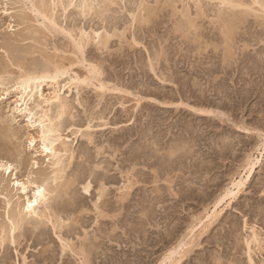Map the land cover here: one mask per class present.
Instances as JSON below:
<instances>
[{
	"label": "rangeland",
	"instance_id": "1",
	"mask_svg": "<svg viewBox=\"0 0 264 264\" xmlns=\"http://www.w3.org/2000/svg\"><path fill=\"white\" fill-rule=\"evenodd\" d=\"M48 1L50 2L51 5H53V0H48ZM64 1H67V0H64ZM119 1H120L119 5H118L117 0H116V3H108L109 9L107 7V12L105 10L104 14H106V13H107V15L110 14L109 16L104 15V14L103 15L100 14L101 16H99V12L95 10V12L93 11L95 13V15H93L94 14L93 13L91 15H88L87 18H84V17H81V15L79 14V8H76V6L75 7L74 6L69 7L68 8L69 11H67L66 13H64L61 6L58 7L59 9L58 8L56 9V11H57L56 12V18L58 19V22L61 21L60 24H62L63 26H66L67 24L69 26V23L74 21L73 26L76 25L78 22L79 27H86V28L88 27L87 28L88 31H91L92 33L94 31H97L100 28V30H98V31L99 32L104 31L101 34L104 37H106V36L108 37V43H107L108 45H106L107 47L106 46H102V47L99 46L96 43L97 41L90 43L92 45H88V47H86V50H85V55H84L86 57L85 62H79L78 59L81 56V54H78V53L72 54V50H70L71 47L69 45L68 37L66 38L65 34L60 33L59 30L57 31L59 33H57L56 31L48 30L50 28L47 29V25L44 26L45 24L43 25L42 23H40V21L42 22V19L37 20L36 19L37 18L36 13L32 12L31 9L27 8V6H31L30 0L29 1L28 0H0V64L5 65V66L0 65V67H2V70L1 69L0 70L1 71L6 70L7 67H9V65H6V64H10L9 70L16 69V72H18V71L20 72L21 68H18L19 64H21L22 66L21 65L20 66L23 67L22 69H24V67L27 66L26 64H29L31 62L29 64V66H31V64L34 61L33 64L34 65L37 64V65L33 66V64H32L31 67H35L34 69H37L39 66H40V68L41 67L44 68L43 65L45 67H47V66H50V62L51 63L56 62L57 65H60L63 67L67 66L66 68H69L71 71L72 70L75 72L77 71V73L79 72L78 74L81 77H85L84 74H86V75L88 74V71L86 69L87 67L89 68L90 65L91 66H95L98 64L100 65V66L98 65L97 67L95 66L96 71L98 70L97 71L98 76L101 73V75L99 77L100 78L102 77V79L107 80V81H105L106 83L104 82V80H102L105 83V85L109 88H112V87L115 88L116 87V89H108V88L107 89H101V88L95 86V84H86V85H88V86H86L85 83L84 84L81 83V84L76 86L75 83H72V84L68 83L66 88H64V90H63V92H67V93H65V95L67 97H69V95H70V97L68 99L70 100V102L72 101L74 109H73L72 103H70V108H72V109L70 111L69 110L70 108H69L66 112L67 115H64V118H65V116H67L65 119V123H64L65 128L63 127L65 130H63V128H62L61 133H63L62 135L65 137L68 136L70 141L73 140L72 146H73V149L75 150V152H74V156H73L74 158H72L73 161L71 160L73 165L71 163H69V161H68L69 158L66 157V159H67L66 164L68 165V167L66 168V171L64 172L65 178L63 176L62 180L59 179V180H61L59 182L60 183L65 182L64 180H67V178H66L67 176L69 177L70 180H71V178H73V180H74V177H75V179H78L81 176H83V177L87 176L88 177V174H89L88 180L93 182L90 193H87L88 195L83 193V187L86 183L85 181L80 182L78 180L79 183L78 184L76 183L75 184L76 186L74 185L73 189L79 190V191L78 190L76 191L77 193H79L82 190V192L79 193V196H81L80 199L83 197L82 198L83 200L82 199L81 200L84 201V202H82V204L84 203V206H83L84 208L81 207V210H79V212L81 214L77 212L76 213L77 217H76V215H74L76 223L78 222L77 218L80 219V217H78V216H80V215L84 216L85 214L86 215H85V218H83V219L81 218L82 221H81V219L79 220L80 221L79 223L80 224L82 223V226L79 225L78 223L76 226L75 221L74 220H73L74 222L71 221L73 223V225L76 226V228L80 226V228H78L80 238L78 239L75 235V237H74L75 240L73 239V242L78 243L79 240H81V237H83L82 235L87 234L86 236L89 237L88 239L90 241L92 240V241L96 242L99 240L98 242L100 243V247L102 249L105 250V249L109 248V250L111 249V251H114L111 253V251H109L107 249L108 253L106 252L107 250L106 251L103 250L104 251L103 252L102 249L99 247L97 258L99 257L100 259L92 258L93 262H92V260H91V262L93 264H99V263L102 264L103 261L105 262L103 264H106V262H107V264H158L160 262V259L162 258V256L164 257L165 251H166L165 253L167 254L170 251V248L176 246V244H178L181 241L182 237H184L189 232V229L191 228V226L194 223H197L198 220L201 219V217L205 218L207 212L212 208L214 201H216V199L222 195V193L224 192V190L226 188L232 186L231 181L235 180L236 178L239 179L241 175L245 174L244 173L245 172L244 166H245V163L247 160L246 156L247 155L249 156L251 154H254L255 156L259 155V152L256 151L255 147L260 142V138L258 137L259 133L264 132V42H263L264 41V25H263L264 24V17L261 15L254 14L255 12L252 10H251L252 13H250V9H248L247 7L254 6L253 8H256L257 4L251 5V2H253V0H248V1L244 0V2L247 1V4H249L248 2L251 1L249 4L251 6H245V7L237 8L240 11L235 9V11L237 10V12H239V14H240L241 10H244L245 8H247L246 9L247 14L243 13V14H245L243 17L247 18V20L246 19L243 20L244 25L242 22H238L239 24L236 23L238 26L234 24L233 27H237L238 29L235 28L236 29L235 31L237 33L234 32V30L233 31L231 30L232 33L230 35L231 36L230 39H233L234 42L236 41V43H232V41L230 39L228 40L226 38V34L223 35V32L225 31V33H226V30H228V29H223V31L221 30L222 28H224L225 22L220 17V13L222 12L223 8H225L224 10H227L228 6L225 7V5L218 4V3H220V2H218L219 0L218 1L213 0L214 2L211 0H209V1H207V0H196V1L185 0V2H184V0H182L183 3L181 0H171V1H169V0H158L159 2H157V0H147L148 2L145 0H143V1H141V0H133V1L132 0H124V1L119 0ZM164 1H166V2L164 3ZM198 1H201V2H198ZM140 2L142 3V6H141ZM170 2L172 5L170 4ZM215 2L217 3V5ZM102 3L103 2L98 4L97 9H98V7L101 8L100 6H104V3L103 4ZM137 3L139 4L140 7L138 5H136ZM211 3H213V4H211ZM113 4H115V5H113ZM144 4L146 5V8L148 6V8L152 9V11H154V13H156V14L153 15L154 17H152V15H151V17L149 18L150 20H147V21H143L141 18L138 19V15H137V18L135 19L134 15H136L138 12H140V13H138L139 17H140V14H141L140 10L143 6L145 7ZM158 5H160L159 8H158ZM202 5H203V7L205 6L206 10H203L204 8L202 7ZM126 6H127V8H126ZM175 6L179 7L180 10ZM185 6H187V8ZM221 6H224V7L221 8ZM24 7H26V9ZM120 7L124 8V9H121ZM137 7H138V9H137ZM189 7H190V9H188ZM216 7H217V9H216ZM218 7H220L221 9H219ZM23 8L25 9V11L23 10ZM110 8H112L113 11L112 10L110 11ZM133 8H134V10H136V11H134V14L132 11ZM156 8H157V10H156ZM200 8L204 12L202 10L199 11ZM208 8H210V9H208ZM258 8H260L259 5H258ZM213 9L216 12H214ZM58 10H61V12L60 11L58 12ZM173 10H175L176 12ZM189 10H190V12H189ZM220 10H221V12H220ZM22 11H24L25 13H23ZM72 11H74V13H76V11L78 12L77 14L74 15V18L78 19L77 22L75 19H73V15H72L73 12ZM128 11H130V12H128ZM177 11H180V13L181 12L187 13V11H188L189 14L187 13L184 15V13H183L184 16H182L181 15L182 13L181 14L177 13ZM227 11H229V10H227ZM68 12H71L72 14L70 13L71 14L70 15ZM144 12L146 14V11H144ZM206 12H208L207 13L208 17H207ZM217 12L219 13V15ZM27 13H29L31 16ZM33 13H35V15ZM58 13L61 14V16H59ZM174 13H176V14H174ZM190 13L192 15H190ZM203 13L206 15V16L204 15L205 17L203 16ZM143 14L144 13L142 12V15ZM152 14H153V12H152ZM173 14L176 16H174ZM197 14H199V15H197ZM241 14H242V12H241ZM250 14L252 16H250ZM24 15H25V17H27V15H28V16H30V18H33V19L26 21V20H24V18H25ZM67 15L70 17L67 18ZM78 15H79V17H78ZM96 15L99 18H97ZM186 15H187V17H185ZM217 15H218V17L221 18V19L219 18L220 20L219 19L217 20V18H218ZM131 16L133 17L132 19H131ZM180 16H181V21L179 24V20H177V19H180ZM258 16H260L262 18H260ZM63 17L65 18V20L63 19ZM89 17H90V19H89ZM101 17H102V20H101ZM190 17L193 21V22L191 21L192 24H194V27H191L190 30H194V32L191 31L192 32L191 33L189 30L188 32H190V33L187 34V32H185V31H187L188 29H186L185 31L184 30H178L177 27L181 28L183 26V24H187V22L189 21L188 18H190ZM211 17H213V19ZM91 18H93L94 20L93 19L91 20ZM186 18H187V20H186ZM27 19H28V17H27ZM71 19H72V21H71ZM80 19L81 20L83 19L82 22L79 21ZM194 19H195V21H194ZM69 20H70V22H69ZM135 20H137L136 23H135ZM139 20H140V24L138 22ZM177 21H178L177 24H179V25L175 24ZM245 21H247V22H245ZM260 21H261V23H260ZM65 22L67 24H65ZM144 22L146 23V25ZM262 22H263V24H262ZM196 23H197L198 27H197V25H195ZM220 23H222V25ZM240 23H241V25H240ZM256 23L258 26L256 25ZM259 23L262 25H260ZM33 25H35V27H33V28H37V31H36V29H31L32 28L31 26H33ZM239 25H240L241 29L239 28ZM78 26L73 28L74 31L76 30L77 33L79 32ZM103 26H104V28H103ZM185 26L186 25H184L183 27H185ZM45 27H46V29H45ZM91 27H94V28H91ZM195 27H196V29H194ZM106 28H107V30H106ZM173 28H175V29H173ZM197 28H199V29H197ZM38 29L41 33L38 31ZM43 29L46 30V32L43 31ZM108 30H111V31L108 32ZM113 30L116 33V35L114 37L111 36L112 34L113 35L115 34ZM197 30H198V32H197ZM49 31L53 32L56 36L54 37L53 33L52 34L48 33L50 36L48 34H46ZM179 31H180L181 35H180V33H178ZM35 32H39V34L35 33ZM107 32L109 34H107ZM42 33H45L46 35L42 34ZM104 33H106V36ZM183 34H184V36H182ZM33 35H34V39L32 38ZM233 36H236L237 37V38L235 37L236 39H238L240 37L241 38L239 40H236ZM36 38L38 40H36ZM134 39H136V41H134ZM224 40L227 42V44ZM66 42H68V44ZM8 43H9V45H7ZM93 43H94V45H93ZM229 43H230L231 47H230ZM3 44H4V46H3ZM56 44H58L57 46L60 45L59 49H57L58 47L56 46ZM246 44L248 45V47ZM65 45H66V48H65ZM225 45H229V46L225 48ZM232 45H233V47H232ZM7 46L10 49H11V47L15 46L17 51L21 53L20 54V53H17V51H14V50H16L15 47L12 48L13 50L11 49V51H14V52H12L14 54H12V53L11 54H12V57L14 58L13 61L15 62V64L12 62V60L10 58L11 55L9 54V52H11V51L6 53L7 52L6 48L8 50ZM61 46H63L62 49L60 48ZM3 47H5V48H3ZM18 47H20V48L22 47V49H20ZM67 47H68V49H67ZM32 48L34 49V53L30 54L27 50L32 51ZM54 48H55V50H54ZM99 48H100V50H99ZM232 48H234V49H232ZM56 49H57V51H56ZM226 49L229 51H226ZM22 50H24V51L26 50L25 52H27V53H25V52L22 53ZM66 50H67V52H66ZM230 50L232 53H230ZM63 51H64V53H63ZM259 51H260L261 55L259 54ZM233 52H236V53H233ZM243 52H244V54H243ZM18 54H19V56H18ZM23 54H24V56L26 55L27 58L24 57ZM232 54H234V55H232ZM245 54H247V56ZM8 55H9L11 62L8 58ZM14 55H15V57H14ZM243 55L246 56L245 60H244ZM17 57L18 58L20 57L21 59L19 60ZM46 57L48 59H50L51 61H49L48 59H45ZM87 57L89 58V61L91 60L90 62L95 61L98 64L97 63L91 64L88 61ZM237 57H238V59H236ZM241 57L243 58V60L241 59ZM252 57H254V58H252ZM261 57H262V59H261ZM25 58H26V60H28V59L29 60L27 62H25L26 61ZM67 58L71 61H69ZM80 58H82V56ZM90 58H92V59H90ZM251 58L254 59V61L250 60ZM17 59L21 63L16 62ZM65 59H67V60H65ZM75 59H76V62L74 64V63H72V62H74L72 60H75ZM22 60H24V61L22 62ZM46 60H48L49 62H47ZM92 60H94V61H92ZM43 61H45V62H43ZM150 61L152 63H150ZM222 61H224V62L222 63ZM24 62L26 64H22ZM35 62H36V64H35ZM63 62L66 63L65 66H64ZM12 63L14 65H11ZM16 63L18 66V67L16 66L17 68L15 67ZM59 63H61V64H59ZM70 63L72 66L71 65L68 66ZM80 63H82V64H80ZM100 63H102V64H100ZM151 64H153V66H151ZM29 66H27V67H29ZM4 67H5V69H4ZM153 67L156 68L155 74H154V68ZM40 68H38V69H40ZM151 68H153V71L151 70ZM25 69H27V68H25ZM29 69H30V67H29ZM31 70H33V69H31ZM13 71H15V70H13ZM71 71H70V73H73V71L72 72ZM11 72L12 71H9V72H6L7 74H4L5 76L9 75L8 79H9V77H10V79L9 80L6 79L7 84H8L7 81L11 80L9 82V84L6 85V83H5V85L4 84H2V86L0 85V113H1L0 115L4 116V118L1 119V121H0V146L5 144L7 147L12 149L13 151L6 147L7 150L9 149L8 150L9 152L11 151L10 154L5 153V151L8 152L7 150H5L4 152L1 151L0 153H3L5 155L8 154V155L4 156L3 154H0V158H1V155H3L4 159L6 158V160L10 159V161H14L16 163V165H18V168H19L18 172H19L20 178L21 177L23 178L24 175L28 174L30 171H32V172L34 171L35 174L37 173V171L38 172H43V171L47 172L48 171V173H49V172H51L52 168H50L49 164H47L48 158L46 157V155L40 153L42 144L40 142L41 141L40 138H38L39 137V134H38L39 131L37 130V128L36 129H34L33 127L29 128V125L26 123L27 121L24 120L25 117L22 115H19L18 113L14 114V112L12 111V107H13L12 105H14V104H12L13 100L16 98V94H18L19 91L18 90L15 91V86H11V85L12 84L14 85L15 82L13 80L21 72L20 73L18 72L17 74L15 72H12V73H15L17 75L16 77H14L15 75L10 74ZM157 72L160 75L158 74V76H157ZM171 72H172V75H171ZM102 73H103V75H102ZM162 74H164V75H162ZM10 75L12 77H14V79H12V77ZM165 77H167V79ZM65 78H68L67 74L62 76L60 79H58V82L61 83V81H62L61 84L55 83V82H52V84H51V81H49V83L51 85L48 82L45 83L44 87H42L44 89L45 94L49 95L52 91H54V89L56 87H58L60 85H64L66 82L69 81L68 79L66 80ZM160 78H162V79H160ZM172 80H174L175 82ZM12 82H14V83H12ZM109 83H111V84H109ZM117 83H118V85H117ZM185 83H187V84H185ZM96 84L98 85L99 83L96 81ZM224 84L225 85L227 84V85L225 86ZM70 85H71V88H70ZM195 85H197V86H195ZM222 85L224 87H222ZM78 86H80V87L78 88ZM76 88H78V89H76ZM119 88H120V90H119ZM6 89H7V92L10 91L9 92L10 94H8L5 91ZM3 90L6 93L3 92ZM223 90L225 91V93L223 92ZM236 90H237V92H236ZM139 93L141 95H139ZM137 95H139V96H137ZM154 95L155 96L157 95V96L155 97ZM76 97H78V98H76ZM78 99L80 101H78ZM138 99H139V101H138ZM80 102L82 105L80 104ZM190 104H192V105H190ZM109 109H111V110H109ZM199 109H205V110H212L213 109V111L214 112L216 111V112H215V114H205V113L199 112ZM139 110H141V111H139ZM69 111H70V113H69ZM73 112H74V114H72ZM68 113L72 119L70 117H68ZM90 113H92V114H90ZM142 113H143V115H142ZM148 113H149V115H148ZM70 114H72L74 118ZM217 114H218V117L216 116ZM75 115L76 116L79 115L81 118L79 116L75 117ZM89 115H90V117H89ZM95 115H97V116H95ZM101 115H103V116H101ZM219 115L221 118L219 117ZM13 117H14V120H13ZM22 117H24V118H22ZM126 117H127V119H126ZM128 118H130V119L128 120ZM222 118H224V120H225V121L223 120L224 122L221 121ZM90 119L93 120L90 123V125H92L91 128H89L88 124H87ZM234 119H235V122H234ZM66 120H68V122L69 121H71V122L66 123ZM5 121H7V124ZM73 121L78 122V123L82 122V123H80L78 125L75 122L73 123ZM232 122H233V124H232ZM71 123H73V124H71ZM107 123H108V125H107ZM8 124H9V127L11 126V129L8 127ZM69 124H71L70 125V126H72L71 128H69L70 127ZM100 124H102V125L99 126ZM103 124H104V126H103ZM248 124H249V126H248ZM73 125H75V126H73ZM76 125H77V127H76ZM151 125H152L153 129L151 128ZM250 125L253 127H251ZM66 126L68 127V129ZM13 127H14V129H13ZM80 127H82L81 130L78 129ZM162 127L164 128V130L161 129ZM166 127H167V131H166ZM171 127L173 129H171ZM4 128H6L7 130H8V128H9V130H12V129L15 130L16 129L15 131H16V134L18 136L15 135V136H17L16 138H13L14 136H9V137H7L8 135L4 136L5 135L4 133H6L5 132L6 129H4ZM169 128L172 131L171 133H168V132H170V131H168ZM194 128H196V129H194ZM245 128L249 129V130L251 129V132L247 131V130H246L247 132H245ZM69 129H72V131L69 132ZM159 129H161V132ZM258 129H259V131L257 132L256 130H258ZM3 130H4V133H3L4 135H2ZM73 130H74V132H73ZM76 130H78V131H76ZM90 130L93 133H91ZM144 130H146L145 132H148V133H146V135L144 134L145 133ZM17 131H18V133H17ZM79 131H82V132L79 133ZM132 131H134V132H132ZM136 131H138V133ZM87 132L90 133V136L88 135L89 137H86L87 138L86 139V138H84L86 136V135H84V133H87ZM131 132L134 133V135H133L134 137H131V139H130V137H128V136L130 135ZM155 132H157V133H155ZM164 132L167 133L166 134L167 136L164 134ZM160 133H162V134H160ZM174 134H176V135H174ZM91 135L93 136V138L91 137ZM135 135H136V137H135ZM158 135H159V137H158ZM162 135H164L166 137H164ZM35 136H36L35 145L32 146L33 147L32 148L29 146L28 139L30 137L35 138ZM81 136H84V137H81ZM228 136H229V138H228ZM121 137H124V138H121ZM89 138L91 139V141ZM147 138H148V140H146ZM193 138H195V139H193ZM5 139H7V140H5ZM93 139H94V141H93ZM126 139H128V140H126ZM192 139H193V141H192ZM232 139H234V140H232ZM9 140L12 141V143ZM159 140H160V142H159ZM231 140L233 142H231V145H229ZM236 140H237V142H236ZM4 141L5 142L7 141V143L9 141L10 143L7 144ZM150 142H152V143H150ZM175 142H177L178 144ZM228 142H229V144H228ZM92 143H95L96 145L92 144ZM135 143H137L138 145H136ZM232 143H233V145H232ZM100 145L102 148L101 149L102 152L100 150L98 152V148L100 149ZM145 145H147V146H145ZM167 145H168V147H167ZM177 145L179 146V148ZM240 145L241 146L243 145V146L241 147ZM116 146H118V147H116ZM183 146H185V147H183ZM82 147H84V148H82ZM96 147H98V148H96ZM170 147H171V149H170ZM239 147H241V148H239ZM81 148L84 150H82ZM113 148L114 149L119 148V149L114 150ZM180 148L181 149L184 148L183 149L184 151L180 150ZM15 149H16V151H15ZM87 149L89 150L90 155H89V152ZM144 149H146L145 150L146 153H145ZM149 149L151 150V152ZM173 149H175L174 152L172 151ZM19 150L22 151L21 152L22 154L16 155L15 153H19L20 152ZM119 150H120V152H119ZM158 150H159V152H158ZM170 150L172 153H170ZM176 150H178V151L176 152ZM189 150H190V152L192 151L190 153L191 155H189V152H188ZM222 150H224V151H222ZM83 151H87L89 156L87 155L88 157H86L85 155L87 153H85ZM108 151H109V153H108ZM141 151H142V153L143 152L144 153L141 154ZM76 152H77V154H76ZM12 153L15 155L14 156L11 155ZM173 153H175V154H173ZM185 153H187V154H185ZM82 154H84V155H82ZM144 154H145V156H144ZM93 155H95V156L93 157ZM184 155H186V156H184ZM82 157H84V158L82 159ZM89 157H90V159H89ZM99 157H100V159H99ZM79 158H81L82 161ZM98 159H99V161H98ZM117 159L118 160L121 159L120 162H118ZM132 159L133 160L135 159V161H133ZM137 159H139V160H137ZM35 161H38L39 166L33 165V162H35ZM123 161H125V162H123ZM143 161H145V162H143ZM92 162H95V163L93 164ZM104 162H106V163H104ZM198 162H199V164H198ZM152 163H153L154 167L161 165L167 169L164 172V177L162 179H166L168 182H167V185L159 186L161 190L159 189V187L158 188L156 187V189L155 188L153 189V187L151 185L156 183L154 180L153 181L147 180L148 177H147L146 173L151 171V169H149L148 166L152 165ZM170 163H172V164H170ZM184 163L187 165L185 166ZM96 164H98L99 166L98 165L96 166ZM108 164L111 166L113 165V167L109 166ZM168 164H170V165L168 166ZM93 166H95V167H93ZM103 167H105V168H103ZM134 167H135V169H134ZM41 168L43 169L42 171H41ZM70 168H71V171H70ZM123 168H124V170H122ZM81 170H83V171H81ZM95 170L98 171V173H102L103 177L106 178L103 181L102 180L100 181L102 183L103 182L105 183V184L103 183V186H102V183H100L98 181V179L97 180L94 179V178H96L94 176L95 173H93ZM129 171H130V173H129ZM82 172H83V174H82ZM122 173H124V174H122ZM136 173H137V175H136ZM138 173H140V174H138ZM35 174H34V176H35ZM69 175H73V176L71 177ZM74 175H76V176H74ZM252 175L253 176H251V178L249 179L247 184L244 187H242L241 191L237 194V196L234 199H231V200L226 199L225 201H223V203H221V205L219 206V209H222V211H221L220 215L215 218V221H214L215 223H212L209 227H206L204 229H203V226L199 225L195 230L194 239L191 237L186 238V241H189V242L192 241V243L190 242L185 247V251L188 250V253L185 254V256L182 258L181 263H179V264H249L248 252H250V251L252 253L251 255L254 258V260L259 261L260 264H264V157L262 158L261 163H259L256 166ZM112 177H114V178L112 179ZM144 178H145V181H143ZM187 178H188V181H187ZM114 179H116V180H114ZM117 179H118V181H117ZM174 180H176V182ZM205 180H206V182H205ZM11 181L12 180H9L7 182V183H9L8 185H7V183H4V184H5V186H7V188H9L8 191L10 190V192H12L11 195L12 194L14 195V193L16 194V193H18V191H16V189H13V185H12ZM172 181H173V183H172ZM193 181H195V182L193 183ZM83 182H84V184H83ZM94 182H96V183H94ZM80 183H82V185ZM175 183H177V184H175ZM183 184H184V186H183ZM187 184L189 185V187H192V188L191 189L188 188ZM125 185H129V186H125ZM100 186H101V188H104L106 191L104 189H100L99 188ZM130 186H131V188H129ZM93 187H95V188H93ZM186 187L188 188V190ZM2 188H3V190L5 189L3 187V185H2ZM71 188H72V186L70 187L69 191L72 190ZM96 190H99V191H96ZM101 190H103V192L105 191V193H109V195L108 196L105 195L104 196L105 199H101V201L104 202V203L101 202V204H104V205L100 209V206L97 204V201L93 197L96 195L97 192H100ZM125 190L127 192H125ZM157 190H158V192H157ZM184 190L185 191L187 190V191L185 192ZM189 190H191V191H189ZM4 191L6 193V190H4ZM8 191H7V193H8ZM188 191L191 193H189ZM10 192L8 194H10ZM91 192H92V194H91ZM124 193H126L127 196H125L126 194L124 195ZM119 194L126 197L125 199H127V200L119 201V200H121V197H122ZM185 194H186V196H185ZM84 195H85V197H87L86 200L84 199ZM112 195L114 196V198ZM116 195H117V198H116ZM160 195H162L163 198ZM200 196H201V198H200ZM22 199L21 200L24 201V198H22ZM103 200H105L106 202ZM151 201H152V203H151ZM161 201H164V202H161ZM229 201H230V203H229ZM154 202L155 203L157 202V203L155 204ZM158 202H160L161 204ZM94 203L96 205H94ZM123 203H125V204H123ZM153 203H154V205L150 206V204H153ZM105 204H106V206H105ZM110 204H111V206H110ZM97 205L99 206L98 208H97ZM123 205L126 206L127 209ZM4 206H5L4 200H3V198L0 197V219L5 214V211H4L5 207ZM95 206H96V208H95ZM116 206H117V208H116ZM119 206H120V209H119ZM105 207L108 209H105ZM110 207H111V209H110ZM123 207L125 208V210ZM152 207H154V208H152ZM86 208L88 211H85ZM148 208H149V210H148ZM83 209H85V210H83ZM97 209H99V210H97ZM102 209L104 211H101ZM117 209H119V210L117 211ZM143 209H144V211H143ZM122 210H123V215L121 214ZM126 210H127V212H126ZM120 211H121V213H120ZM101 212H104V213H101ZM113 212H115V213H113ZM83 213H84V215H83ZM116 214H119V215L121 214V215L116 216ZM1 215H3V216H1ZM101 215H103L104 217H102ZM113 217L114 218L116 217V219H114ZM86 219H87V224L85 223ZM204 220H206V219H204ZM104 221H105V223H104ZM91 224H92V226H91ZM98 224H99V226H98ZM102 224H104V225H102ZM123 224H124V226H122ZM84 226H85V228L87 227L88 232H86V230H84L85 229V228H83ZM187 226H189V227H187ZM123 227H125V228H123ZM122 229H125L126 233ZM254 229L257 232V234H259L261 237L260 238L258 235L260 242L257 243V242L252 241V242H254L252 244L250 242V245L248 246V248L249 247L250 248L248 249L247 245L249 244V242H248V244H246V243H247V241L252 239ZM91 230L93 233H94V231H96V232L93 234V233H91ZM184 231H187V232H185V234L182 235L184 233ZM89 232H90V236H94L95 234L96 235L93 238L92 237L90 238V236L88 235ZM97 233L100 235H98ZM123 233H125V236ZM107 234L111 235V236H107ZM170 235H172V236H170ZM28 236L30 237V236H32V234L29 233ZM28 236L26 235L27 238H28ZM102 236H104V238H101ZM178 236H179V238H178ZM123 237H125V238H123ZM195 237H197V238H195ZM156 238H159V239H156ZM122 239L125 241H122ZM20 240L21 241L23 240L22 245H23V243H26V244H25V246L24 245L23 246L18 245L17 246L18 250H20L18 252H15L14 250H12V253H13L15 258L14 257L12 258V255H11V260L13 261V260H16L20 257V261H22L23 256H21V255L24 253V255L25 254L27 255L26 256L28 259L27 262H31V264H32L33 263L32 261H34V263L40 264L39 263L40 261H38V259H39V257H40L39 260L42 259V255H43L42 251L44 250L43 245H42V248L39 249L40 245H38L39 247L36 246V249H35L34 238L30 239V242L26 241L25 237L20 238ZM100 240L102 242H104L103 245L101 244L102 242ZM173 240H174L175 244H174ZM118 241H119V243H118ZM47 242H48V240H47ZM47 242L45 241L44 246L46 249L48 246V249H50V250L47 251L45 255H49L50 251L52 250L51 248L55 245V243L52 244V242H50V244H52L51 245L52 247H51L49 243L47 244ZM86 242H89V241L87 240ZM98 242H96L97 245H99ZM124 242H126V243H124ZM123 243L125 245H123ZM105 244L108 245L107 248H106ZM118 245H122V248H121V246L119 247ZM28 246H29V249H28ZM31 246H32V248H31ZM104 246H105V248H104ZM168 248H169V250H168ZM37 249H39L40 253L38 252ZM123 249L125 251L127 250V252H128V253L126 252L127 254L125 253V256H124L125 258L121 257L123 255L122 254ZM40 250H42V251H40ZM247 250H249V251H247ZM119 251H121L120 252L121 254L119 253ZM28 252L29 253L32 252L33 255H32V253L29 254ZM36 252L38 253V255H36L37 254ZM56 253H58V251ZM39 254H40V256H39ZM161 254H162V256H161ZM187 254H189V255H187ZM2 255L5 256V253H0V256H2ZM35 256H37V257H35ZM65 257H69V258H71V260L69 258H67L68 259V261H67V259L65 258L66 261H65V259L61 260L62 261V263H61V261L59 260L57 262V264H64V263L65 264H68V263L69 264H78V262L80 264V261L75 258L78 261L77 262L76 260H74V257H72V256H65ZM178 257H180V256L178 255ZM0 258L2 259V257H0ZM36 258H37V262L35 261ZM32 259H34V260H32ZM11 260L8 259V261H11ZM63 261H65V262L63 263ZM74 261H75V263H74ZM91 262H90V264H91ZM41 264H43V263L41 262Z\"/></svg>",
	"mask_w": 264,
	"mask_h": 264
},
{
	"label": "bare ground",
	"instance_id": "2",
	"mask_svg": "<svg viewBox=\"0 0 264 264\" xmlns=\"http://www.w3.org/2000/svg\"><path fill=\"white\" fill-rule=\"evenodd\" d=\"M29 1V0H28ZM122 1H124V0H122ZM133 1V0H132ZM141 1H143V0H141ZM145 1H147V0H145ZM169 1H171V0H169ZM182 1V0H181ZM180 1V2H181ZM194 1H196V0H194ZM207 1H209V0H207ZM206 1V2H207ZM211 1H213V0H211ZM210 1V2H211ZM214 1H216V0H214ZM213 1V2H214ZM218 1V0H217ZM248 1V0H247ZM247 1H245L244 2V0L242 1V0H219L218 2H220V3H218V4H221V5H225V7L226 6H228V9L227 10H229V11H227V10H224L225 8H223L222 9V12H221V10H220V17L222 18V20L225 22V24H224V28H220L219 26V28L223 31V29H228V30H226V33H225V31L223 32V35H225L226 34V38L229 40L230 38H231V33H232V31L234 30V32H236L235 30L236 29H238L237 27H233L234 26V24L235 25H237V24H239L238 22H242L243 23V20H247V18H244L243 16L245 15V14H243V13H246L247 14V12H246V9L248 8V9H250V13H252L251 12V10L252 11H254L255 13L254 14H256V15H261V16H263L264 17V0H253V2H251V5L253 4H257V7L256 8H253L254 6H252V7H247V8H245L244 10H241V12H242V14H241V12H240V14H239V12H237V10H239V9H237V8H240V7H245V6H251V5H249L250 4V2H248L249 4H247ZM30 2H31V6H27V8H29V9H31L32 10V12H35L36 13V16H37V20H40V19H42V22L40 21V23H42L44 26H46L47 25V29L48 28H50V29H48V30H51V31H60V33H62V34H65V37L67 38L68 37V39H69V45H70V47H71V49L70 50H72V54H81V56H82V58H80L79 57V62H85V60H86V57L84 56L85 55V50H86V47H88V45H92V44H90V43H92V42H96L99 46H106V45H108L107 43H108V37L106 36V33H104L105 34V36L106 37H104L101 33L102 32H104V31H102V32H99L98 30H100V28L97 30V31H94L93 33L91 32V31H88V27L86 28V27H79L78 26V22H77V18L75 19L74 18V15L75 14H77L78 12L76 11V13H74V11H72L73 12V14L71 13V12H68L69 14L71 13L72 15H73V19H75L76 20V22H77V24L76 25H74L73 26V24H74V21L73 22H70V20H69V26H68V24L65 22V24H67L66 26H63L62 24H60V22L61 21H59L58 22V19L56 18V9L59 7V6H61L62 7V9H63V11H64V13H66L67 11H69L68 10V8L69 7H71V6H76V8H79V14L81 15V17H84V18H87V16L88 15H91V14H93L94 12H95V10L96 11H98L99 12V16H101V15H103L104 14V12H105V10H106V12H107V7H108V3H116V0H67V1H64V0H53V5H51L50 4V2L48 1V0H30ZM101 2H103L104 3V6H100L101 8H99L98 7V9H97V6H98V4H100ZM117 2H118V5H119V0H117ZM136 2V1H135ZM138 2V1H137ZM148 2V1H147ZM156 2V1H155ZM157 2H159L158 0H157ZM156 2V3H157ZM166 1H164V3H165ZM174 2V1H173ZM184 2H185V0H184ZM198 2H201V1H198ZM102 3V4H103ZM141 3V2H140ZM182 3H183V1H182ZM216 3V2H215ZM158 4V3H157ZM170 4H171V2H170ZM207 4V3H206ZM211 4H213V3H211ZM25 5V4H24ZM112 5V4H111ZM110 5V6H111ZM113 5H115V4H113ZM117 5V4H116ZM136 5H138L139 6V4L137 3ZM135 5V6H136ZM145 5V4H144ZM165 5V4H164ZM168 5V4H167ZM172 5V4H171ZM186 5V4H185ZM188 5V4H187ZM209 5V4H208ZM216 5H217V3H216ZM258 5L260 6V8H258ZM141 6H142V3H141ZM156 6V5H155ZM159 6L160 5H158V8H159ZM210 6V5H209ZM213 6V5H212ZM132 7V6H131ZM140 7V6H139ZM157 7V6H156ZM175 7H177V6H175ZM186 8H187V6H185ZM197 7V6H196ZM202 7H203V5H202ZM222 7H224V6H221V8ZM25 9H26V7H24ZM23 8V10L25 11V9ZM121 8V7H120ZM119 8V9H120ZM126 8H127V6H126ZM129 8V7H128ZM178 9H179V7H177ZM204 9L203 10H206L205 9V6L203 7ZM213 8V7H212ZM219 9H221L220 7H218ZM59 9V8H58ZM71 9V8H70ZM100 9V10H99ZM108 9H109V7H108ZM121 9H124V8H121ZM130 9V8H129ZM128 9V10H129ZM137 9H138V7H137ZM140 9V8H139ZM155 9V8H154ZM177 9V10H178ZM183 9V8H182ZM188 9H190V7L188 8ZM208 9H210V8H208ZM216 9H217V7H216ZM235 9H237L236 11H235ZM113 11V9L112 8H110V11ZM156 10H157V8H156ZM176 10V9H175ZM175 10H173V11H175ZM180 10V9H179ZM187 10V9H186ZM200 10H202L201 8L199 9V11ZM202 10V11H203ZM232 10V11H231ZM24 11H22L23 13H25ZM30 11V10H29ZM61 12V10H58V12ZM94 11V12H93ZM109 11V12H110ZM131 11V10H130ZM130 11H128V12H130ZM133 14H134V11H136V10H134V8H133ZM141 14H140V17H139V14L138 13H140V12H138L136 15H134V18L136 19L137 18V15H138V19L139 18H141L143 21H147V20H150L149 18L151 17V15H152V17H154L153 15L154 14H156V13H154V11H152V9H149L148 8V6H147V8H146V5H145V7L143 6L142 8H141ZM144 11H146V14H145V12ZM183 11V10H182ZM209 11V10H208ZM213 11H214V9H213ZM219 11V10H218ZM224 11V12H223ZM240 11V10H239ZM21 12V13H22ZM97 12V13H98ZM142 12L144 13L143 15H142ZM152 12H153V14H152ZM176 12V11H175ZM186 12V11H185ZM189 12H190V10H189ZM198 12V11H197ZM204 12V11H203ZM211 12V11H210ZM214 12H216V11H214ZM35 13H33L34 15H35ZM67 13V14H68ZM96 13V14H97ZM177 13H180V11H177ZM182 13V12H181ZM180 13V14H181ZM184 13V12H183ZM183 13L181 14L182 16H184L185 14H187L188 13V11H187V13H184V15H183ZM192 13V12H191ZM190 13V15H192ZM202 13V12H201ZM208 12H206V14H207ZM218 13V12H217ZM216 13V14H217ZM249 13V12H248ZM259 13V14H258ZM261 13V14H260ZM27 14H29V13H27ZM59 14V13H58ZM70 14V15H71ZM101 14V15H100ZM174 14H176V13H174ZM173 14V15H174ZM189 14V13H188ZM200 14V13H199ZM199 14H197V15H199ZM213 14V13H212ZM30 15V14H29ZM93 15H95V13L93 14ZM92 15V16H93ZM98 15V14H97ZM97 15H96V17H97ZM104 15H107V13L106 14H104ZM110 14H108L107 16H109ZM172 15V16H173ZM202 15V14H201ZM205 14L203 13V16H204ZM218 15H219V13H218ZM218 15H217V17H218ZM23 16V15H22ZM31 16V15H30ZM30 16H28L27 15V17H28V19H27V17H25V15H24V20H32L33 18H30ZM59 16H61V14H59ZM77 16V15H76ZM174 16H176V15H174ZM206 16V15H205ZM204 16V17H205ZM210 16V15H209ZM216 16V15H215ZM249 16V15H248ZM247 16V17H248ZM250 16H252L251 14H250ZM58 17V16H57ZM65 17V16H64ZM63 17V19L65 20V18ZM68 17H70V16H68L67 15V18ZM78 17H79V15H78ZM91 17V16H90ZM90 17H89V19H90ZM185 17H187V15L185 16ZM184 17V18H185ZM189 17V16H188ZM207 17H208V14H207ZM216 17V18H217ZM220 17H218L217 18V20L220 18ZM243 17V18H242ZM254 17V16H253ZM256 17V16H255ZM258 17H260V16H258ZM59 18V17H58ZM94 18V17H93ZM93 18H91V20L93 19ZM97 18H99V17H97ZM104 18V17H103ZM133 17L131 16V19H132ZM212 19H213V17H211ZM220 18V19H221ZM260 18H262V17H260ZM23 19V18H22ZM70 19V18H69ZM106 19V18H105ZM137 19V20H138ZM189 19V21L187 22V24H183V26L184 25H186L185 27H183L182 25V27L180 28V27H177L178 28V30H186V29H188L187 31H185V32H187V34L188 33H190L191 31H193L194 32V30H190V28L191 27H194V24H192V19H191V17L190 18H188ZM191 19V20H190ZM219 19V20H220ZM83 20V19H82ZM82 20L80 19L79 21H81L82 22ZM85 20V19H84ZM94 20V19H93ZM101 20H102V17H101ZM137 20H135V23L137 22ZM152 20V19H151ZM177 20H179V24H180V21H181V16H180V19H177ZM185 20V19H184ZM186 20H187V18H186ZM185 20V21H186ZM221 20V21H222ZM258 20V19H257ZM256 20V21H257ZM261 20V19H260ZM25 21V22H26ZM36 21V20H35ZM63 21V20H62ZM67 21V20H66ZM71 21H72V19H71ZM89 21V20H88ZM142 21V22H143ZM153 21V20H152ZM151 21V22H152ZM192 21V22H191ZM194 21H195V19H194ZM222 21V22H223ZM39 22V21H38ZM75 22V23H76ZM87 22V21H86ZM139 22V24H140V20L138 21ZM245 22H247V21H245ZM134 23V22H133ZM145 23V22H144ZM143 23V24H144ZM150 23V22H149ZM178 23V21L175 23V24H177ZM186 23V22H185ZM219 23V22H218ZM237 23V24H236ZM258 23V22H257ZM257 23H256V25H257ZM260 23H261V21H260ZM259 23V24H260ZM64 24V23H63ZM179 24H177V25H179ZM221 25H222V23H220ZM255 24V23H254ZM262 24H263V22H262ZM262 24H260V25H262ZM39 25V24H38ZM83 25V24H82ZM145 25H146V23H145ZM195 25H197V23L195 24ZM240 25H241V23H240ZM240 25H239V28L241 29V27H240ZM243 25H244V23H243ZM264 25V24H263ZM68 26V27H67ZM79 27V32L77 33L76 32V30L74 31V29L73 28H75V27ZM140 26V25H139ZM238 26V25H237ZM258 26V25H257ZM32 27V28H31ZM30 28L31 29H36V31H37V28H33V27H35V25H33V26H31ZM141 27V26H140ZM187 27V28H186ZM197 27H198V25H197ZM223 27V26H222ZM233 27V28H232ZM91 28H94V27H91ZM103 28H104V26H103ZM102 28V29H103ZM236 28V29H235ZM243 28V27H242ZM45 29H46V27H45ZM173 29H175V28H173ZM194 29H196V27L194 28ZM197 29H199V28H197ZM90 30V29H89ZM94 30V29H93ZM106 30H107V28H106ZM190 30V32H188ZM232 30V31H231ZM259 30V29H258ZM32 31V30H31ZM38 31H39V29H38ZM43 31H45L46 32V30H44L43 29ZM42 31V32H43ZM51 31H49V32H47L46 34H48V33H53V32H51ZM109 31H111V30H108V32ZM114 31V30H113ZM183 31V32H184ZM257 31V30H256ZM261 31V30H260ZM40 32V31H39ZM39 32H35V33H38L39 34ZM107 32V34H109ZM176 32V31H175ZM182 32V31H181ZM197 32H198V30H197ZM259 32V31H258ZM41 33V32H40ZM57 33H59V32H57ZM97 33H99V36H97ZM114 33H115V31H114ZM178 33H180V31L178 32ZM192 33V32H191ZM237 33V32H236ZM245 33V32H244ZM260 33V32H259ZM42 34H45V33H42ZM45 34V35H46ZM174 34V33H173ZM186 34V33H185ZM257 34V33H256ZM36 35V34H35ZM49 35V34H48ZM116 35V33L113 35H111V36H115ZM180 35H181V33H180ZM50 36V35H49ZM53 36L55 37L56 35L53 33ZM182 36H184V34L182 35ZM259 36V35H258ZM36 37V36H35ZM234 38L236 37V36H233ZM31 38V37H30ZM33 39H34V35H33V37H32ZM31 38V39H32ZM65 38V39H66ZM110 38V37H109ZM225 38V39H226ZM237 38V37H236ZM235 38V39H236ZM241 38V37H240ZM240 38H238V39H236V40H239ZM36 40H38L37 38H36ZM227 40V41H228ZM231 41H232V43H236V41L234 42V40L233 39H230ZM242 40V39H241ZM262 40V39H261ZM134 41H136V39H134ZM225 41V40H224ZM110 42V41H109ZM226 42V41H225ZM260 42V41H259ZM264 42V41H263ZM12 43V42H11ZM67 44H68V42H66ZM13 44V43H12ZM226 44H227V42H226ZM245 44V43H244ZM7 45H9V43L7 44ZM11 45V44H10ZM14 45V44H13ZM58 44H56V46H57ZM62 45V44H61ZM93 45H94V43H93ZM229 45H230V43H229ZM229 45H225V48L226 47H228ZM234 45V44H233ZM233 45H232V47H233ZM247 45V44H246ZM3 46H4V44H3ZM18 46V45H17ZM60 46V45H59ZM59 46H57L58 48L57 49H59ZM97 46V45H96ZM235 46V45H234ZM8 47V46H7ZM11 47V46H10ZM15 47V46H14ZM14 47H11V49L12 48H14ZM23 47V46H22ZM22 47L20 48V47H18V48H20V49H22ZM26 47V46H25ZM62 47L63 46H61L60 48L62 49ZM69 47V48H70ZM107 47V46H106ZM105 47V48H106ZM230 47H231V45H230ZM242 47V46H241ZM240 47V48H241ZM247 47H248V45H247ZM3 48H5V47H3ZM65 48H66V45H65ZM10 48L8 47V50H7V48H6V53H8L9 51H11V49L9 50ZM15 49H16V47H15ZM25 49V48H24ZM28 49V48H27ZM31 49V48H30ZM57 49H56V51H57ZM67 49H68V47H67ZM89 49V48H88ZM231 49V48H230ZM232 49H234V48H232ZM260 49V48H259ZM13 50V49H12ZM54 50H55V48H54ZM69 50V51H70ZM99 50H100V48H99ZM243 50V49H242ZM14 51H17V49L16 50H14ZM14 51H11V52H9V54L11 55V60H12V62L15 64V62L13 61L14 60V58L12 57V54H14V53H12V52H14ZM26 51V50H25ZM24 50H22V53L23 52H25ZM30 54L31 53H34V49L32 48V51H30V50H27ZM59 51V50H58ZM65 51V50H64ZM64 51H63V53H64ZM226 51H229V50H227L226 49ZM66 52H67V50H66ZM87 52V51H86ZM242 52V51H241ZM250 52V51H249ZM12 53V54H11ZM17 53H20V52H18L17 51ZM25 53H27V52H25ZM71 53V52H70ZM230 53H232L231 52V50H230ZM229 53V54H230ZM233 53H236V52H233ZM251 53V52H250ZM21 54V53H20ZM88 54V53H87ZM228 54V53H227ZM226 54V55H227ZM242 54V53H241ZM243 54H244V52H243ZM258 54V53H257ZM259 54H260V51H259ZM232 55H234V54H232ZM246 56H247V54H245ZM245 55H243L244 56V60H245ZM261 55V54H260ZM259 55V56H260ZM18 56H19V54H18ZM23 56H24V54H23ZM22 56V57H23ZM73 56V55H72ZM228 56V55H227ZM255 56V55H254ZM14 57H15V55H14ZM24 57H26V55L24 56ZM23 57V58H24ZM229 57V56H228ZM8 58H9V55H8ZM10 58H9V60H10ZM18 58V57H17ZM27 58V57H26ZM26 58H25V60H26ZM50 58V57H49ZM64 58V57H63ZM70 58V57H69ZM94 58V57H93ZM250 58V57H249ZM252 58H254V57H252ZM250 59V60H253L254 61V59ZM257 58V57H256ZM19 60L21 59L20 57L18 58ZM18 59H17V61L16 62H19L18 61ZM45 59H48L47 57L45 58ZM53 59V58H52ZM68 59V58H67ZM67 59H65V60H67ZM87 59H88V61H89V58L87 57ZM90 59H92V58H90ZM236 59H238V57L236 58ZM240 59V58H239ZM241 59L243 60V58L241 57ZM240 59V60H241ZM261 59H262V57H261ZM260 59V60H261ZM11 60H10V62H11ZM16 60V59H15ZM29 60V59H28ZM28 60H26L25 62H27ZM49 61H51L50 59H48ZM48 60H46L47 62H49ZM69 60V59H68ZM24 60H22V62H23ZM31 61V60H30ZM56 61V60H55ZM69 61H71V60H69ZM72 61H74V62H72V63H74L75 64V62H76V59L75 60H72ZM87 61V62H88ZM91 61V60H90ZM89 61V62H90ZM92 61H94V60H92ZM153 61V60H152ZM238 61V60H237ZM249 61V60H248ZM256 61V60H255ZM263 61V60H262ZM22 63V64H26V63ZM43 62H45V61H43ZM86 62V63H87ZM224 61H222V63H223ZM226 62V61H225ZM247 62V61H246ZM252 62V61H251ZM250 62V63H251ZM11 64V65H14V64ZM19 63H21V62H19ZM18 63V64H19ZM31 63V62H30ZM29 63V64H30ZM33 63H34V61H33ZM32 63V64H33ZM39 63V62H38ZM42 63V62H41ZM54 62H50V66H47V67H45L44 65H43V67L44 68H40V66L38 67V68H40V69H38L37 67V69H34L35 67H31L32 66V64H31V66H29V64H26L27 66H29L30 67V69H29V67H24V69H23V71H18L20 74H18V76L16 75L18 72H16V69H13V70H15V71H13V70H9V67H10V64H6V65H9V67H7V69L6 70H3V71H1L2 70V67H0V85L2 86V84H4L5 85V83H6V79H8V76H5L4 74H7L6 72H9V71H12V72H15V73H10V74H13V75H15L14 77H16L15 79H14V77H12L11 75V77H12V79H14L13 81L15 82H12V83H14V85L12 84L11 86H15V91L16 90H18L19 91V93L18 94H16V98L13 100V103L12 104H14V105H12L13 107H12V111L14 112V114L15 113H18L19 115H22V116H24V117H22V118H24V120L25 121H27L26 123L29 125V128L30 127H33L34 129H36L37 128V130L39 131V137L38 138H40V142H41V151H40V153H42V154H44V155H46V157L48 158V163L47 164H49V166H50V168H52V170H51V172H49L48 173V171L46 172V171H43V172H38L37 171V173L35 174L34 173V171L32 172V171H30L28 174H26V175H24V177L22 178H20V176H19V172H18V165H16V163L14 162V161H10V159L9 160H6V158L4 159L3 157L4 156H7L8 154H3V153H0V154H3V155H1V158H0V164H2L3 165V168L2 169H0V197L1 198H3V200H4V203H5V214H4V216L3 215H1V216H3L1 219H0V237H3L4 239H5V241H6V243L4 244V246L3 247H0V253H5V256H0V257H2V259L0 258V260H4V259H6V260H11V255H12V258L14 257V255H13V253H12V250H14L15 252H18V251H20V250H18V245L20 246V245H22V242H23V240L21 241L20 240V238H24L25 237V239H26V241H29L30 242V239H33L34 238V247H35V249H36V246H38V245H40V247H39V249L40 248H42V245H43V247H44V250L42 251V250H40V251H42V253H43V255H42V259L41 260H39L40 259V257H39V259H38V261H40L39 263L41 264V262L43 263V264H57V262L60 260H64L65 258L67 259V258H69V257H65V256H72V257H74V260H79L80 261V264H90V262H91V260H92V258H97V256H98V250H99V247H100V243L98 242V241H96V242H98L99 243V245H97V243L96 242H94V241H90L88 238V236H86V235H82L83 237H81V240H79V242L78 243H74L73 242V239L75 240V235H76V237L79 239L80 238V234H79V232H78V228H80V226L79 227H77L76 228V226H77V223L79 224V225H81L82 226V223L80 224L79 222V220L82 218H85V215H84V213H83V215L84 216H78V217H80V219L79 218H77L78 220V222L76 223V221H75V216L74 215H76V213L78 212V213H80L79 212V210H81V207H83L84 206V203L82 204V202H84V201H82L83 199V197L80 199V197L81 196H79V193H81L82 192V190L79 192V193H77L76 191L78 190H74L73 188H74V185L77 183H79L78 182V180L81 182V181H85L86 183H85V185L84 186H86V185H88L91 181H89L88 180V178H89V174H88V177L86 176V177H83V176H81L80 178H78V179H75V177H74V180H73V178H71V180L69 179V177L67 176L66 178H67V180H64L65 182H63V183H60L59 181H61L62 180V178H63V176H64V172L66 171V168L68 167V165L66 164V157L67 158H69L68 159V161H69V163H71L72 164V162H71V160H72V158H74L73 156H74V152H75V150L73 149V146H72V141L73 140H69V138H68V136L67 137H65V136H63L62 134L63 133H61L62 131V128L65 126V119H66V117L67 116H65V118H64V115H67V110L70 108V103H72V101L70 102V100L68 99L69 97H70V95H69V97H67L66 95H65V93H67V92H63V90H64V88H66V86H67V84L68 83H70V84H72V83H75L76 84V86L77 85H79V84H81V83H85V85L86 84H95V86H97V87H99V88H101V89H116V87L115 88H109V87H107L106 85H105V81H107V80H104V79H102V77L100 78L99 76L101 75V73H100V75L98 76V70L96 71V68H95V66L97 67L99 64L97 63V62H90L91 64H94V63H97L98 65H95V66H89V68L87 67L86 69H87V71H88V74L86 75V74H84L85 75V77H81L78 73H77V71L75 72V71H73V73H70V69L69 68H66V67H63V66H60V65H57V63L55 62L54 64H53ZM150 63H152L151 61H150ZM35 64H36V62H35ZM59 64H61V63H59ZM63 64H64V66H65V64L66 63H64L63 62ZM77 64V63H76ZM80 64H82V63H80ZM100 64H102V63H100ZM247 64V63H246ZM0 65H4V64H0ZM21 64H19V67L17 66V63H16V65H15V67L17 66L18 68H23V67H21L20 66ZM37 65V64H36ZM36 65H34L33 64V66H36ZM71 65V63L68 65V66H70ZM226 65V64H225ZM5 66V65H4ZM42 66V65H41ZM72 66V65H71ZM76 66V65H75ZM84 66V65H83ZM100 66V65H99ZM151 66H153V64H151ZM150 66V67H151ZM155 66V65H154ZM262 66V65H261ZM16 67V68H17ZM25 68H27V69H25ZM154 68V74H155V67H153ZM153 68H151V70L153 71ZM258 68V67H257ZM4 69H5V67H4ZM20 69V70H21ZM29 69V70H28ZM31 69H33V70H31ZM99 69V68H98ZM103 69V68H102ZM211 69V68H210ZM226 69V68H225ZM222 70V69H221ZM71 71V72H72ZM103 72V71H102ZM161 72V71H160ZM229 72V71H228ZM250 72V71H249ZM81 73V72H80ZM230 73V72H229ZM68 75V78H65L66 80L68 79L69 81L68 82H66L64 85H60V86H58V87H56L55 89H54V91H52L49 95H46L45 94V92H44V89L42 88V87H44V85H45V83H49V81H51V84H52V82H55V83H60V82H58V79H60L62 76H64V75ZM158 72H157V76H158ZM227 74V73H226ZM241 74V73H240ZM83 75V76H84ZM102 75H103V73H102ZM160 75V74H159ZM162 75H164V74H162ZM170 75V74H169ZM168 75V76H169ZM171 75H172V72H171ZM7 77V78H6ZM104 77V76H103ZM163 77V76H162ZM171 77V76H170ZM169 77V78H170ZM242 77V76H241ZM166 79H167V77H165ZM164 78V79H165ZM174 78V77H173ZM223 78V77H222ZM230 78V77H229ZM9 79H10V77H9ZM8 79V80H9ZM107 79V78H106ZM160 79H162V78H160ZM245 79V78H244ZM102 80H104V82L102 81ZM171 80V79H170ZM175 80V79H174ZM174 80H172V81H174ZM248 80V79H247ZM11 81V80H10ZM10 81H7L8 82V84H9V82ZM65 81V80H64ZM96 81L99 83L98 85L96 84ZM110 81V80H109ZM178 81V80H177ZM175 82V81H174ZM61 83H62V81H61ZM60 83V84H61ZM196 83V82H195ZM218 83V82H217ZM216 83V84H217ZM220 83V82H219ZM237 83V82H236ZM245 83V82H244ZM7 83H6V85H8ZM50 84V83H49ZM48 84V85H49ZM50 84V85H51ZM82 84V85H83ZM109 84H111V83H109ZM185 84H187V83H185ZM248 84V83H247ZM56 85V84H55ZM81 85V86H82ZM84 85V86H85ZM117 85H118V83H117ZM225 85V84H224ZM227 85V84H226ZM225 85V86H226ZM53 86V85H52ZM86 86H88V85H86ZM93 86V85H92ZM109 86V85H108ZM113 86V85H112ZM121 86V85H120ZM186 86V85H185ZM191 86V85H190ZM193 86V85H192ZM195 86H197V85H195ZM218 86V85H217ZM230 86V85H229ZM236 86V85H235ZM69 87V86H68ZM80 86H78V88H79ZM119 87V86H118ZM123 87V86H122ZM184 87V86H183ZM222 87H224L223 85H222ZM233 87V86H232ZM250 87V86H249ZM53 88V87H52ZM70 88H71V85H70ZM69 88V89H70ZM78 88H76V89H78ZM86 88V87H85ZM121 88V87H120ZM120 88H119V90H120ZM124 88V87H123ZM217 88V87H216ZM236 88V87H235ZM9 89V88H8ZM222 89V88H221ZM68 90V89H67ZM75 90V89H74ZM80 90V89H79ZM122 90V89H121ZM181 90V89H180ZM199 90V89H198ZM6 92H7V89L5 90ZM4 90H3V92H5ZM134 91V90H133ZM185 91V90H184ZM235 91V90H234ZM5 92V93H6ZM10 91H8L7 93L8 94H10L9 93ZM80 92V91H79ZM78 92V93H79ZM136 92V91H135ZM223 92L225 93V91L223 90ZM236 92H237V90H236ZM242 92V91H241ZM48 93V92H47ZM98 93V92H97ZM132 93V92H131ZM232 93V92H231ZM244 93V92H243ZM133 94V93H132ZM145 94V93H144ZM201 94V93H200ZM199 94V95H200ZM229 94V93H228ZM234 94V93H233ZM2 95V94H1ZM7 95V94H6ZM139 95H141L140 93H139ZM139 95H137V96H139ZM146 95V94H145ZM159 95V94H158ZM207 95V94H206ZM230 95V94H229ZM4 96V95H3ZM15 96V95H14ZM147 96V95H146ZM152 96V95H151ZM155 96V95H154ZM157 96V95H156ZM155 96V97H156ZM184 96V95H183ZM7 97V96H6ZM153 97V96H152ZM208 97V96H207ZM233 97V96H232ZM235 97V96H234ZM76 98H78V97H76ZM121 98V97H120ZM143 98V97H142ZM146 98V97H145ZM163 98V97H162ZM173 98V97H172ZM183 98V97H182ZM244 98V97H243ZM72 99V98H71ZM80 99V98H79ZM78 99V101H80ZM170 99V98H169ZM201 99V98H200ZM210 99V98H209ZM171 100V99H170ZM173 100V99H172ZM199 100V99H198ZM100 101V100H99ZM135 101V100H134ZM138 101H139V99H138ZM164 101V100H163ZM167 101V100H166ZM204 101V100H203ZM74 102V101H73ZM123 102V101H122ZM159 102V101H158ZM183 102V101H182ZM198 102V101H197ZM100 103V102H99ZM167 103V102H166ZM207 103V102H206ZM209 103V102H208ZM80 104H81V102H80ZM142 104V103H141ZM148 104V103H147ZM180 104V103H179ZM203 104V103H202ZM201 104V105H202ZM210 104V103H209ZM75 105V104H74ZM82 105V104H81ZM136 105V104H135ZM140 105V104H139ZM190 105H192V104H190ZM234 105V104H233ZM72 106H73V103H72ZM71 106V107H72ZM185 106V105H184ZM194 106V105H193ZM243 106V105H242ZM10 107V106H9ZM146 107V106H145ZM233 107V106H232ZM108 108V107H107ZM204 108V107H203ZM238 108V107H237ZM240 108V107H239ZM71 109L72 108H70L69 110L71 111ZM73 109H74V106H73ZM125 109V108H124ZM123 109V110H124ZM219 109V108H218ZM235 109V108H234ZM109 110H111V109H109ZM70 111H69V113H70ZM87 111V110H86ZM106 111V110H105ZM126 111V110H125ZM130 111V110H129ZM135 111V110H134ZM139 111H141V110H139ZM138 112V111H137ZM151 112V111H150ZM199 112H202V113H205V114H215V112L213 111V109L212 110H205V109H199ZM66 113V114H65ZM69 113H68V117H70L71 118V116H69ZM77 113V112H76ZM86 113V112H85ZM221 113V112H220ZM1 114V113H0ZM72 114H74V112L72 113ZM72 114H70V115H72ZM78 114V113H77ZM90 114H92V113H90ZM104 114V113H103ZM222 114V113H221ZM224 114V113H223ZM18 115V116H19ZM80 115V114H79ZM79 115H77V116H79ZM99 115V114H98ZM124 115V114H123ZM132 115V114H131ZM142 115H143V113H142ZM148 115H149V113H148ZM194 115V114H193ZM3 116V115H2ZM1 115H0V121H1V119H3L4 118V116L2 117ZM13 116V115H12ZM17 116V117H18ZM76 115H75V117H77ZM95 116H97V115H95ZM101 116H103V115H101ZM129 116V115H128ZM210 116V115H209ZM217 117H218V114L216 115ZM72 117H73V115H72ZM80 117V116H79ZM78 117V118H79ZM89 117H90V115H89ZM88 117V118H89ZM93 117V116H92ZM133 117V116H132ZM219 117H220V115H219ZM229 117V116H228ZM11 118V117H10ZM74 118V117H73ZM81 118V117H80ZM101 118V117H100ZM140 118V117H139ZM142 118V117H141ZM150 118V117H149ZM213 118V117H212ZM221 118V117H220ZM72 119V118H71ZM70 119V120H71ZM98 119V118H97ZM104 119V118H103ZM126 119H127V117H126ZM130 118H128V120H129ZM134 119V118H133ZM162 119V118H161ZM233 119V118H232ZM5 120V119H4ZM13 120H14V117H13ZM69 120V119H68ZM68 120H66V123H69V122H71V121H69L68 122ZM81 120V119H80ZM127 120V121H128ZM132 120V119H131ZM224 120V118H222V120L221 121H223ZM91 121H93V120H89V122L87 123L88 124V127L89 128H91L92 127V125H90V123H91ZM155 121V120H154ZM160 121V120H159ZM225 121V120H224ZM223 121V122H224ZM228 121V120H227ZM231 121V120H230ZM229 121V122H230ZM4 122V121H3ZM6 122V124H7V121H5ZM75 121H73V123H74ZM105 122V121H104ZM234 122H235V119H234ZM260 122V121H259ZM73 123H71V124H73ZM75 123H77L78 125L80 124V123H82V122H80V123H78V122H75ZM154 123V122H153ZM156 123V122H155ZM158 123V122H157ZM263 123V122H262ZM71 124H69V126L71 125ZM85 124V123H84ZM152 124V123H151ZM191 124V123H190ZM232 124H233V122H232ZM235 124V123H234ZM237 124V123H236ZM240 124V123H239ZM11 125V124H10ZM102 124H100L99 126H101ZM106 125V124H105ZM107 125H108V123H107ZM145 125V124H144ZM243 125V124H242ZM254 125V124H253ZM73 126H75V125H73ZM103 126H104V124H103ZM233 126V125H232ZM248 126H249V124H248ZM251 126V125H250ZM8 127H9V124H8ZM28 127V126H27ZM67 127V126H66ZM72 126H70L69 128H71ZM76 127H77V125H76ZM83 127V126H82ZM82 127H80V128H78V129H80L81 130V128ZM148 127V126H147ZM146 127V128H147ZM251 127H253V126H251ZM259 127V126H258ZM10 129H11V126L9 127ZM9 128H8V130L6 129V128H4V129H6L5 130V132L7 133H4V130H3V132H2V135H4V136H6V135H8L7 137H9V136H14L13 138H16L18 135L16 134V129L15 130H13L14 129V127H13V129L12 130H9ZM65 128V127H64ZM63 128V130H65ZM143 128V127H142ZM151 128H152V125H151ZM150 128V129H151ZM155 128V127H154ZM160 128V127H159ZM249 128V127H248ZM67 129H68V127H67ZM153 129V128H152ZM161 129H163L164 130V128L162 127ZM161 129H159L160 130V132H161ZM171 129H173L172 127H171ZM187 129V128H186ZM194 129H196V128H194ZM244 129V128H243ZM87 130V129H86ZM143 130V129H142ZM147 130V129H146ZM146 130H144V132L146 131ZM162 130V131H163ZM185 130V129H184ZM250 131L251 132V129L249 130V129H246L245 128V132H247V131ZM253 130V129H252ZM67 131V130H66ZM76 131H78V130H76ZM83 131V130H82ZM82 131H79V133H81ZM85 131V130H84ZM124 131V130H123ZM166 131H167V127H166ZM165 131V132H166ZM168 131H170V132H168V133H171L172 131L170 130V128L168 129ZM257 132L259 131V129L258 130H256ZM263 131V130H262ZM64 132V131H63ZM73 132H74V130H73ZM90 132H91V130H90ZM132 132H134V131H132ZM130 133V135L128 136V137H130V139H131V137H134L133 135H134V133ZM137 133H138V131H136ZM150 132V131H149ZM164 132V134L166 135L167 133H165ZM198 132V131H197ZM4 133V134H3ZM17 133H18V131H17ZM91 133H93V132H91ZM127 133V132H126ZM146 133H148V132H145L144 134L146 135ZM155 133H157V132H155ZM159 133V132H158ZM199 133V132H198ZM262 133V132H261ZM261 133H259V138H260V142L257 144V146L255 147V149H256V151L257 152H259V155H257V156H255L254 154H251V155H247L246 156V163H245V166H244V170H245V174L244 175H241L240 176V178L239 179H235V180H233V181H231V187H228V188H226L225 190H224V192L222 193V195L220 196V197H218L217 199H216V201H214V203H213V206H212V208L207 212V214H206V216H205V218H202L201 217V219H199L198 220V222L197 223H194L192 226H191V228L189 229V232L184 236V237H182V239H181V241L178 243V244H176V246H174V247H172V248H170V251L166 254L165 252H164V257L162 256V254H161V256H162V258L160 259V262L158 263V264H179V263H181V261H182V258L185 256V254L186 253H188V250L187 251H185V247L191 242L192 243V241H186V238H188V237H191V238H193L194 239V236H195V230H196V228L200 225V226H203V229L204 228H206V227H209L212 223H215L214 221H215V218L216 217H218L219 215H220V213H221V211H222V209H219V206L221 205V203L223 202V201H225L226 199L227 200H231V199H234L236 196H237V194L241 191V189H242V187H244L246 184H247V182L249 181V179L251 178V176H253L252 175V173H253V171L255 170V168H256V166L259 164V163H261V161H262V158L264 157V137H262V135H261ZM264 133V132H263ZM74 134V133H73ZM76 134V133H75ZM83 134V133H82ZM123 134V133H122ZM121 134V135H122ZM160 134H162V133H160ZM173 134V133H172ZM171 134V135H172ZM15 135H17V136H15ZM84 135H86L85 137L84 136H81V137H84V138H86V137H89L90 136V133L89 132H87V133H84ZM89 135V136H88ZM143 135V134H142ZM155 135V134H154ZM174 135H176V134H174ZM182 135V134H181ZM32 136V135H31ZM70 136V135H69ZM144 136V135H143ZM156 136V135H155ZM162 136H164V135H162ZM167 136V135H166ZM166 136H164V137H166ZM183 136V135H182ZM193 136V135H192ZM71 137V136H70ZM91 137L93 138V136L91 135ZM135 137H136V135H135ZM142 137V136H141ZM158 137H159V135H158ZM157 137V138H158ZM179 137V136H178ZM196 137V136H195ZM11 138V137H10ZM31 138V137H30ZM29 138V139H30ZM121 138H124V137H121ZM152 138V137H151ZM180 138V137H179ZM228 138H229V136H228ZM3 139V138H2ZM12 139V138H11ZM28 139V141H29V146L30 147H32V146H34L35 145V143H33V141H35L36 140V136H35V138L34 137H32L30 140ZM87 139V138H86ZM90 139V138H89ZM150 139V138H149ZM159 139V138H158ZM163 139V138H162ZM167 139V138H166ZM181 139V138H180ZM193 139H195V138H193ZM193 139H192V141H193ZM226 139V138H225ZM255 139V138H254ZM5 140H7V139H5ZM126 140H128V139H126ZM135 140V139H134ZM144 140V139H143ZM146 140H148V138L146 139ZM183 140V139H182ZM181 140V141H182ZM186 140V139H185ZM230 140V139H229ZM232 140H234V139H232ZM230 141V144H229V142H228V144L229 145H231V142H233V141ZM257 140V139H256ZM10 141V140H9ZM8 141V143H12V141H10L9 142ZM90 141H91V139H90ZM93 141H94V139H93ZM151 141V140H150ZM158 141V140H157ZM164 141V140H163ZM223 141V140H222ZM5 142V141H4ZM88 142V141H87ZM149 142V141H148ZM154 142V141H153ZM159 142H160V140H159ZM236 142H237V140H236ZM5 143H7V141L5 142ZM7 143V144H8ZM91 143V142H90ZM144 143V142H143ZM150 143H152V142H150ZM166 143V142H165ZM175 143H177V142H175ZM180 143V142H179ZM227 143V142H226ZM244 143V142H243ZM4 144V143H3ZM92 144H95V143H92ZM136 145H138L137 143H135ZM134 144V145H135ZM178 144V143H177ZM181 144V143H180ZM183 144V143H182ZM186 144V143H185ZM211 144V143H210ZM215 144V143H214ZM238 144V143H237ZM236 144V145H237ZM37 145V144H36ZM96 145V144H95ZM120 145V144H119ZM173 145V144H172ZM232 145H233V143H232ZM256 145V144H255ZM9 146V145H8ZM87 146V145H86ZM98 146V145H97ZM144 146V145H143ZM145 146H147V145H145ZM159 146V145H158ZM171 146V145H170ZM178 146V145H177ZM241 146V145H240ZM243 146V145H242ZM241 146V147H242ZM7 146L4 144V145H1L0 146V152L2 151V152H4L5 150H7V148H9V147H7ZM48 148V151L47 152H45L44 151V149L45 148ZM108 147V146H107ZM110 147V146H109ZM116 147H118V146H116ZM157 147V146H156ZM162 147V146H161ZM167 147H168V145H167ZM174 147V146H173ZM172 147V148H173ZM183 147H185V146H183ZM241 147H239V148H241ZM33 148V147H32ZM82 148H84V147H82ZM81 148V149H82ZM86 148V147H85ZM96 148H98V147H96ZM176 148V147H175ZM178 148H179V146H178ZM177 148V149H178ZM188 148V147H187ZM190 148V147H189ZM210 148V147H209ZM222 148V147H221ZM224 148V147H223ZM238 148V147H237ZM244 148V147H243ZM10 149V148H9ZM8 149V150H9ZM19 149V148H18ZM80 149V150H81ZM101 145H100V149L98 148V152H99V150L101 151ZM114 149V148H113ZM116 149H119V148H116ZM116 149H114V150H116ZM138 149V148H137ZM136 149V150H137ZM153 149V148H152ZM169 149V148H168ZM170 149H171V147H170ZM184 149V148H183ZM183 149H181L180 148V150H182V151H184ZM191 149V148H190ZM226 149V148H225ZM7 150V151H8ZM10 150H12V149H10ZM82 150H84V149H82ZM86 150V149H85ZM88 150V149H87ZM108 150V149H107ZM110 150V149H109ZM135 150V151H136ZM140 150V149H139ZM146 149H144V151H145ZM150 150V149H149ZM193 150V149H192ZM212 150V149H211ZM214 150V149H213ZM221 150V149H220ZM235 150V149H234ZM238 150V149H237ZM13 151V150H12ZM15 151H16V149H15ZM20 151V150H19ZM38 151V150H37ZM118 151V150H117ZM173 152L175 151V149H173L172 150ZM178 150H176V152H177ZM222 151H224V150H222ZM226 151V150H225ZM232 151V150H231ZM255 151V152H256ZM11 152V151H10ZM10 152L8 151V152H6L5 151V153H9L10 154ZM18 152V151H17ZM22 151H20L19 153H15L16 155H20V154H22L21 153ZM82 152V151H81ZM83 152H85V153H87V151H83ZM88 152H89V150H88ZM102 152V151H101ZM106 152V151H105ZM104 152V153H105ZM113 152V151H112ZM116 152V151H115ZM119 152H120V150H119ZM123 152V151H122ZM121 152V153H122ZM132 152V151H131ZM150 152H151V150H150ZM158 152H159V150H158ZM175 152V153H176ZM189 152V155H191L190 153L192 152H190V150L188 151ZM202 152V151H201ZM84 153V154H85ZM108 153H109V151H108ZM144 153V152H143ZM142 153V151H141V154H143ZM145 153H146V151H145ZM170 153H172L171 152V150H170ZM169 153V154H170ZM175 153H173V154H175ZM200 153V152H199ZM218 153V152H217ZM233 153V152H232ZM15 154H11V155H15ZM76 154H77V152H76ZM84 154H82V155H84ZM92 154V153H91ZM94 154V153H93ZM102 154V153H101ZM125 154V153H124ZM185 154H187V153H185ZM198 154V153H197ZM202 154V153H201ZM212 154V153H211ZM210 154V155H211ZM216 154V153H215ZM231 154V153H230ZM88 155V153L85 155L86 157H88L89 155H90V152H89V155ZM151 155V154H150ZM149 155V156H150ZM159 155V154H158ZM183 155V154H182ZM84 156V157H85ZM92 156V155H91ZM95 155H93V157H94ZM117 156V155H116ZM144 156H145V154H144ZM173 156V155H172ZM184 156H186V155H184ZM238 156V155H237ZM9 157V156H8ZM84 157H82V159L84 158ZM97 157V156H96ZM104 157V156H103ZM113 157V156H112ZM118 157V156H117ZM156 157V156H155ZM200 157V156H199ZM248 157V158H247ZM102 158V157H101ZM111 158V157H110ZM132 158V157H131ZM137 158V157H136ZM148 158V157H147ZM191 158V157H190ZM79 159H81V158H79ZM82 159H81V161H82ZM86 159V158H85ZM89 159H90V157H89ZM96 159V158H95ZM94 159V160H95ZM99 159H100V157H99ZM99 159H98V161H99ZM123 159V158H122ZM160 159V158H159ZM245 159V158H244ZM118 160V159H117ZM121 160V159H120ZM120 160H118V162H120ZM133 160V159H132ZM137 160H139V159H137ZM148 160V159H147ZM171 160V159H170ZM191 160V159H190ZM193 160V159H192ZM67 161V162H68ZM73 161V160H72ZM90 161V160H89ZM107 161V160H106ZM110 161V160H109ZM108 161V162H109ZM133 161H135V159L133 160ZM173 161V160H172ZM195 161V160H194ZM193 161V162H194ZM199 161V160H198ZM75 162V161H74ZM91 162V161H90ZM89 162V163H90ZM112 162V161H111ZM123 162H125V161H123ZM131 162V161H130ZM143 162H145V161H143ZM142 162V163H143ZM147 162V161H146ZM185 162V161H184ZM68 163V164H69ZM82 163V162H81ZM93 164L95 163V162H92ZM103 163V162H102ZM104 163H106V162H104ZM135 163V162H134ZM191 163V162H190ZM32 164V163H31ZM39 163H38V161H35V162H33V165H35V166H37ZM84 164V163H83ZM130 164V163H129ZM147 164V163H146ZM151 164V163H150ZM155 164V163H154ZM170 164H172V163H170ZM170 164H168V166L170 165ZM183 164V163H182ZM185 164V163H184ZM198 164H199V162H198ZM8 165H11L12 167H11V169L9 170L8 169ZM32 165V166H33ZM73 165V164H72ZM76 165V164H75ZM87 165V164H86ZM98 164H96V166H97ZM109 165V164H108ZM132 165V164H131ZM135 165V164H134ZM152 165H153V163H152ZM163 165V164H162ZM187 164H185V166H186ZM203 165V164H202ZM39 166V165H38ZM84 166V165H83ZM99 166V165H98ZM104 166V165H103ZM109 166H111V165H109ZM108 166V167H109ZM137 166V165H136ZM135 166V167H136ZM161 166V165H160ZM182 166V165H181ZM190 166V165H189ZM196 166V165H195ZM206 166V165H205ZM80 167V166H79ZM91 167V166H90ZM93 167H95V166H93ZM106 167V166H105ZM105 167H103V168H105ZM111 167H113V165L111 166ZM115 167V166H114ZM127 167V166H126ZM135 167H134V169H135ZM149 167V166H148ZM210 167V166H209ZM76 168V167H75ZM102 168V167H101ZM121 168V167H120ZM170 168V167H169ZM49 169V168H48ZM78 169V168H77ZM82 169V168H81ZM107 169V168H106ZM115 169V168H114ZM117 169V168H116ZM129 169V168H128ZM172 169V168H171ZM187 169V168H186ZM198 169V168H197ZM40 170V169H39ZM43 169L41 168V171H42ZM94 170V169H93ZM108 170V169H107ZM118 170V169H117ZM122 170H124V168L122 169ZM130 170V169H129ZM169 170V169H168ZM174 170V169H173ZM210 170V169H209ZM70 171H71V168H70ZM81 171H83V170H81ZM106 171V170H105ZM112 171V170H111ZM110 171V172H111ZM121 171V170H120ZM127 171V170H126ZM80 172V171H79ZM85 172V171H84ZM138 172V171H137ZM208 172V171H207ZM206 172V173H207ZM35 174V176H34V174ZM69 173V172H68ZM93 173H95L94 174V176L96 177V178H94V179H98V181L100 182L101 180L103 181L104 179H106L105 177H103V174L102 173H98V171H94ZM129 173H130V171H129ZM132 173V172H131ZM202 173V172H201ZM209 173V172H208ZM67 174V173H66ZM74 174V173H73ZM81 174V173H80ZM82 174H83V172H82ZM87 174V173H86ZM122 174H124V173H122ZM138 174H140V173H138ZM127 175V174H126ZM136 175H137V173H136ZM69 176H73V175H69ZM74 176H76V175H74ZM92 176V175H91ZM184 176V175H183ZM122 177V176H121ZM128 177V176H127ZM134 177V176H133ZM132 177V178H133ZM203 177V176H202ZM217 177V176H216ZM10 178V179H9ZM64 178H65V176H64ZM114 177H112V179H113ZM125 178V177H124ZM135 178V177H134ZM137 178V177H136ZM146 178V177H145ZM145 178H144V180L143 181H145ZM167 178V177H166ZM179 178V177H178ZM181 178V177H180ZM195 178V177H194ZM59 179H61V180H59ZM131 179V178H130ZM182 179V178H181ZM196 179V178H195ZM218 179V178H217ZM9 180H12L11 181V183H12V185H13V189H16V191H18V193H14V195L12 194L11 195V193L12 192H10V190L8 191V189L9 188H7V186H5V184L4 183H7ZM88 180V181H87ZM114 180H116V179H114ZM147 180H148V178H147ZM146 180V181H147ZM184 180V179H183ZM215 180V179H214ZM106 181V180H105ZM117 181H118V179H117ZM125 181V180H124ZM123 181V182H124ZM170 181V180H169ZM175 182H176V180H174ZM179 181V180H178ZM177 181V182H178ZM187 181H188V178H187ZM126 182V181H125ZM139 182V181H138ZM180 182V181H179ZM195 181H193V183H194ZM205 182H206V180H205ZM210 182V181H209ZM94 183H96V182H94ZM100 183H102V182H100ZM104 183V182H103ZM103 183H102V186H103ZM112 183V182H111ZM132 183V182H131ZM136 183V182H135ZM150 183V182H149ZM154 183V182H153ZM172 183H173V181H172ZM185 183V182H184ZM214 183V182H213ZM219 183V182H218ZM9 183H7V185H8ZM81 185H82V183H80ZM83 184H84V182H83ZM99 184V183H98ZM105 184V183H104ZM108 184V183H107ZM175 184H177V183H175ZM2 185H3V187L5 188L4 190H6V193H5V191L3 190V188H2ZM109 185V184H108ZM113 185V184H112ZM111 185V186H112ZM169 185V184H168ZM188 185V184H187ZM192 185V184H191ZM190 185V186H191ZM211 185V184H210ZM72 186V190H70L69 191V189H70V187ZM76 186V185H75ZM78 186V185H77ZM106 186V185H105ZM124 186V185H123ZM125 186H129V185H125ZM176 186V185H175ZM183 186H184V184H183ZM203 186V185H202ZM206 186V185H205ZM9 187V186H8ZM82 187V186H81ZM80 187V188H81ZM92 187V186H91ZM122 187V186H121ZM171 187V186H170ZM93 188H95V187H93ZM100 189H104V188H101V186L99 187ZM106 188V187H105ZM109 188V187H108ZM129 188H131V186L129 187ZM128 188V189H129ZM158 188V187H157ZM187 188V187H186ZM188 188H192V187H189V185H188ZM188 188H187V190H188ZM195 188V187H194ZM198 188V187H197ZM76 189V188H75ZM99 189V190H100ZM127 189V188H126ZM154 189V188H153ZM156 189V188H155ZM159 189H160V187H159ZM202 189V188H201ZM99 190H96V191H99ZM105 190V189H104ZM122 190V189H121ZM161 190V189H160ZM186 190V191H187ZM7 191H8V193L10 192V194H8L7 193ZM79 191V190H78ZM90 191H91V188H90V190H89V192L88 193H90ZM106 191V190H105ZM105 191L103 192H101V199H105V195H109V193H105ZM129 191V190H128ZM185 191V190H184ZM185 191V192H186ZM189 191H191V190H189ZM188 191V192H189ZM109 192V191H108ZM122 192V191H121ZM125 192H127L126 190H125ZM155 192V191H154ZM157 192H158V190H157ZM178 192V191H177ZM206 192V191H205ZM118 193V192H117ZM189 193H191V192H189ZM204 193V192H203ZM211 193V192H210ZM91 194H92V192H91ZM122 194V193H121ZM126 193H124V195H125ZM217 194V193H216ZM81 195V194H80ZM83 195V194H82ZM88 195V194H87ZM111 195V194H110ZM120 195V194H119ZM123 195V194H122ZM122 195H120V196H122ZM130 195V194H129ZM194 195V194H193ZM200 195V194H199ZM207 195V194H206ZM92 196V195H91ZM90 196V197H91ZM106 196V197H107ZM113 196V195H112ZM125 196H127V194L125 195ZM161 197H162V195H160ZM183 196V195H182ZM185 196H186V194H185ZM188 196V195H187ZM190 196V195H189ZM22 198H24V201H22L23 199ZM113 198H114V196H113ZM116 198H117V195H116ZM120 198V197H119ZM126 197H124V196H122L121 197V200H119V201H124V200H127V199H125ZM163 198V197H162ZM186 198V197H185ZM188 198V197H187ZM198 198V197H197ZM200 198H201V196H200ZM206 198V197H205ZM22 199V200H21ZM84 199L86 200L87 199V197H85V195H84ZM93 199V198H92ZM129 199V198H128ZM157 199V198H156ZM169 199V198H168ZM195 199V198H194ZM90 200V199H89ZM94 200V199H93ZM107 200V199H106ZM109 200V199H108ZM159 200V199H158ZM167 200V199H166ZM185 200V199H184ZM189 200V199H188ZM202 200V199H201ZM212 200V199H211ZM214 200V199H213ZM103 201H105V200H103ZM110 201V200H109ZM168 201V200H167ZM92 202V201H91ZM95 202V201H94ZM102 202V201H101ZM106 202V201H105ZM161 202H164V201H161ZM177 202V201H176ZM200 202V201H199ZM202 202V201H201ZM96 203V202H95ZM94 203V205H96ZM102 203H104V202H102ZM144 203V202H143ZM151 203H152V201H151ZM155 203V202H154ZM154 203L153 204H150V206L152 205H154ZM157 203V202H156ZM155 203V204H156ZM158 203H160V202H158ZM229 203H230V201H229ZM29 204H31L32 205V207H31V209L29 210ZM123 204H125V203H123ZM161 204V203H160ZM87 205V204H86ZM92 205V204H91ZM102 205H104V204H102ZM113 205V204H112ZM207 205V204H206ZM100 206V205H99ZM98 205H97V208L99 207ZM105 206H106V204H105ZM110 206H111V204H110ZM124 206V205H123ZM172 206V205H171ZM113 207V206H112ZM125 208H126V206H124ZM123 207V208H124ZM129 207V206H128ZM145 207V206H144ZM155 207V206H154ZM154 207H152V208H154ZM84 208V207H83ZM95 208H96V206H95ZM116 208H117V206H116ZM125 208H124V210H125ZM150 208V207H149ZM149 208H148V210H149ZM151 208V209H152ZM207 208V207H206ZM224 208V207H223ZM100 209H101V206H100ZM105 209H108V208H106L105 207ZM110 209H111V207H110ZM119 209H120V206H119ZM119 209H117V211L119 210ZM127 209V208H126ZM147 209V208H146ZM177 209V208H176ZM83 210H85V209H83ZM97 210H99V209H97ZM96 210V211H97ZM130 210V209H129ZM162 210V209H161ZM169 210V209H168ZM172 210V209H171ZM179 210V209H178ZM203 210V209H202ZM85 211H88L87 210V208H86V210ZM101 211H104L103 209L101 210ZM143 211H144V209H143ZM90 212V211H89ZM98 212V211H97ZM100 212V211H99ZM106 212V211H105ZM116 212V211H115ZM115 212H113V213H115ZM126 212H127V210H126ZM165 212V211H164ZM171 212V211H170ZM101 213H104V212H101ZM100 213V214H101ZM107 213V212H106ZM118 213V212H117ZM120 213H121V211H120ZM81 214V213H80ZM99 214V215H100ZM111 214V213H110ZM122 215H123V210H122V213H121ZM120 214V215H121ZM109 215V214H108ZM119 214H116V216H118ZM119 215V216H120ZM126 215V214H125ZM170 215V214H169ZM102 217H104L103 215H101ZM106 216V215H105ZM115 216V215H114ZM168 216V215H167ZM202 216V215H201ZM76 217H77V215H76ZM88 217V216H87ZM86 217V218H87ZM108 217V216H107ZM106 218V217H105ZM114 218V217H113ZM82 219H81V221H82ZM88 219V218H87ZM87 219H86V224H87ZM95 219V218H94ZM114 219H116V217L114 218ZM204 219H206V220H204ZM75 221V224H76V226H74L73 225V223L71 222V221ZM99 220V219H98ZM192 220V219H191ZM195 220V219H194ZM73 221V222H74ZM84 221V220H83ZM126 221V220H125ZM89 222V221H88ZM115 222V221H114ZM72 223V224H71ZM93 223V222H92ZM97 223V222H96ZM103 223V222H102ZM104 223H105V221H104ZM89 224V223H88ZM109 224V223H108ZM115 224V223H114ZM84 225V224H83ZM102 225H104V224H102ZM119 225V224H118ZM91 226H92V224H91ZM98 226H99V224H98ZM114 226V225H113ZM122 226H124V224L122 225ZM173 226V225H172ZM178 226V225H177ZM254 226V225H253ZM252 226V227H253ZM50 227V228H49ZM97 227V226H96ZM121 227V226H120ZM187 227H189V226H187ZM83 228H85V226L83 227ZM95 228V227H94ZM122 228V227H121ZM123 228H125V227H123ZM173 229V228H172ZM202 229V230H203ZM208 229V228H207ZM253 229V228H252ZM84 230H86V232H88L87 231V227L84 229ZM101 230V229H100ZM123 231H125V229H122ZM186 230V229H185ZM201 230V231H202ZM94 231V230H93ZM164 231V230H163ZM162 231V232H163ZM177 231V230H176ZM200 231V232H201ZM82 232V231H81ZM85 232V231H84ZM96 231H94V233H95ZM99 232V231H98ZM105 232V231H104ZM178 232V231H177ZM185 232H187V231H184V233L182 234V235H184L185 234ZM203 232V231H202ZM201 232V233H202ZM29 233H31L32 234V236H28V234ZM91 233H93L92 232V230H91ZM93 233V234H94ZM125 233H126V231H125ZM125 233H123L124 234V236H125ZM160 233V232H159ZM169 233V232H168ZM167 233V234H168ZM205 233V232H204ZM259 233V232H258ZM98 234V233H97ZM170 234V233H169ZM26 235L28 236V238L26 237ZM88 235L90 236V232L88 233ZM96 235V234H95ZM94 235V236H95ZM98 235H100V234H98ZM258 235L259 234H257V232L255 231V229H254V232H253V236H252V239L251 240H249V241H247V243L246 244H248V242H249V244L247 245V248H248V246L250 245V242H251V244L252 243H254V242H260V240H259V237H260V235H259V237H258ZM34 236V237H33ZM79 236V237H78ZM85 236V237H84ZM94 236H90V238L92 237H94ZM105 236V235H104ZM104 236H102L101 238H104ZM107 236H111V235H108L107 234ZM119 236V235H118ZM123 236V235H122ZM170 236H172V235H170ZM33 237V238H32ZM99 237V236H98ZM97 237V238H98ZM117 237V236H116ZM36 238V239H35ZM83 238V239H82ZM100 238V237H99ZM123 238H125V237H123ZM178 238H179V236H178ZM190 238V239H191ZM195 238H197V237H195ZM261 238V237H260ZM13 239H15V246H13L12 244H11V241L13 240ZM28 239V240H27ZM77 239V240H78ZM96 239V238H95ZM94 239V240H95ZM106 239V238H105ZM112 239V238H111ZM156 239H159V238H156ZM169 239V238H168ZM47 240H48V242H47ZM89 241V242H86V241ZM97 240V239H96ZM109 240V239H108ZM119 240V239H118ZM247 240V239H246ZM25 241V240H24ZM32 241V240H31ZM45 241L47 242V244L49 243L50 244V242H52V244H54L55 243V245L52 247L51 245L52 244H50V246L52 247H50L52 250L50 251V254L49 255H45L46 254V252L47 251H49L50 249H48V246H47V249L45 248V246H44V244H45ZM101 241V240H100ZM111 241V240H110ZM122 241H125V240H123L122 239ZM169 241V240H168ZM252 241H254V242H252ZM102 242V241H101ZM107 242V241H106ZM105 242V243H106ZM113 242V241H112ZM127 242V241H126ZM126 242H124V243H126ZM148 242V241H147ZM170 242V241H169ZM173 242H174V240H173ZM197 242V241H196ZM108 243V242H107ZM106 243V244H107ZM118 243H119V241H118ZM123 243V245H125ZM256 243V244H257ZM25 244L26 243H23V245L25 246ZM36 244V245H35ZM102 245L104 244V242H102L101 243ZM105 244V245H106ZM121 244V243H120ZM169 244V243H168ZM174 244H175V242H174ZM22 245V246H23ZM33 245V244H32ZM110 245V244H109ZM114 245V244H113ZM117 245V244H116ZM128 245V244H127ZM126 245V246H127ZM172 245V244H171ZM107 246L108 245H106V248H107ZM119 247L121 246V248H122V245H118ZM125 246V247H126ZM253 246V245H252ZM256 246V245H255ZM110 247V246H109ZM194 247V246H193ZM20 248V247H19ZM31 248H32V246H31ZM101 248V247H100ZM104 248H105V246H104ZM124 248V247H123ZM250 248V247H249ZM248 248V249H249ZM252 248V247H251ZM28 249H29V246H28ZM39 249H37L38 250V252H39ZM102 249V248H101ZM108 250H109V248H107ZM107 249H102V251L104 250V251H106ZM163 249V248H162ZM11 250V251H10ZM33 250V249H32ZM36 250V251H37ZM108 250L106 251L107 253H108ZM113 250V249H112ZM115 250V249H114ZM117 250V249H116ZM168 250H169V248H168ZM190 250V249H189ZM252 250V249H251ZM10 251V252H9ZM27 251V250H26ZM31 251V250H30ZM58 251V253H56ZM103 251V252H104ZM109 251H111V249L109 250ZM247 251H249V250H247ZM253 251V250H252ZM101 252V251H100ZM102 252V253H103ZM112 252H114V251H111V253ZM121 251H119V253H120ZM127 252V250L125 251L124 249H123V251H122V256L121 257H124L125 256V253ZM251 252V251H250ZM250 252H248V254L250 253ZM12 253V254H11ZM29 253V252H28ZM27 253V254H28ZM30 253H32V252H30ZM29 253V254H30ZM37 253V252H36ZM40 253V252H39ZM128 253V252H127ZM126 253V254H127ZM17 254V253H16ZM22 254V253H21ZM35 254V253H34ZM116 254V253H115ZM121 254V253H120ZM252 254V253H251ZM32 255H33V253H32ZM36 255H38V253L36 254ZM106 255V254H105ZM104 255V256H105ZM110 255V254H109ZM139 255V254H138ZM178 255L180 256V257H178ZM187 255H189V254H187ZM17 256V255H16ZM21 256H23L22 257V261H20V257L18 258L19 259V264H26V262H27V255L25 254L24 255V253L21 255ZM39 256H40V254H39ZM93 256V257H92ZM107 256V255H106ZM111 256V255H110ZM113 256V255H112ZM127 256V255H126ZM140 256V255H139ZM249 256V255H248ZM35 257H37V256H35ZM128 257V256H127ZM15 258V257H14ZM76 258V259H75ZM125 258V257H124ZM145 258V257H144ZM66 259H65V261H66ZM70 260H71V258H69ZM97 259H100L99 257L97 258ZM108 259V258H107ZM123 259V258H122ZM32 260H34V259H32ZM76 260V261H77ZM103 260V259H102ZM111 260V259H110ZM116 260V259H115ZM127 260V259H126ZM12 261V260H11ZM11 261H9V262H11ZM31 261V260H30ZM35 261L37 262V258L35 259ZM65 261H63V263L65 262ZM67 261H68V259H67ZM124 261V260H123ZM122 261V262H123ZM143 261V260H142ZM184 261V260H183ZM33 263H34V261H32ZM78 262V261H77ZM92 262H93V260H92ZM91 262V264H93ZM95 262V261H94ZM116 262V261H115ZM114 262V263H115ZM121 262V263H122ZM144 262V261H143ZM28 264H31V262H27ZM32 263V264H33ZM61 263H62V261H61ZM74 263H75V261H74ZM103 263H105L104 261H103ZM102 263V264H103ZM125 263V262H124ZM147 263V262H146ZM156 263V262H155ZM34 264H36V263H34ZM38 264V263H37ZM65 264V263H64ZM69 264V263H68ZM78 264H79V262H78ZM100 264V263H99ZM106 264H107V262H106Z\"/></svg>",
	"mask_w": 264,
	"mask_h": 264
},
{
	"label": "snow or ice",
	"instance_id": "3",
	"mask_svg": "<svg viewBox=\"0 0 264 264\" xmlns=\"http://www.w3.org/2000/svg\"><path fill=\"white\" fill-rule=\"evenodd\" d=\"M97 36H99V33H97ZM21 71H23V69H21ZM72 129H69V132H71ZM262 137H264V133H261ZM33 143H35V141H33ZM45 152L48 151V148L46 147L44 149ZM11 165H8V169L10 170L11 169ZM3 168V165L0 164V169ZM149 169H151V171L147 172L146 175L148 177V181H155L156 183L151 185L153 188H156V187H159L161 185H167V180L166 179H162L164 177V172L167 170L165 167L163 166H153V165H149ZM92 183L93 182H90L88 185L84 186L83 187V193L87 194L92 186ZM103 190H101L102 192ZM101 192H97L96 195L93 197L96 201H97V204L100 205L101 207L103 206L101 204ZM223 203V202H222ZM29 210L31 209L32 205L29 204ZM6 243L5 239L3 237H0V247H3L4 244ZM15 239H13L11 241V244L13 246H15ZM248 260H249V264H260L259 261H256L254 260V258L252 257L251 255V252L249 253V257H248ZM0 264H19V260L16 259V260H13L11 262H9L8 260L4 259V260H0ZM27 264V262H26Z\"/></svg>",
	"mask_w": 264,
	"mask_h": 264
}]
</instances>
